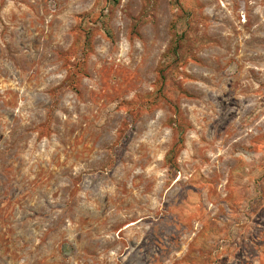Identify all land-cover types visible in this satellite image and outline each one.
<instances>
[{"label": "rangeland", "instance_id": "obj_1", "mask_svg": "<svg viewBox=\"0 0 264 264\" xmlns=\"http://www.w3.org/2000/svg\"><path fill=\"white\" fill-rule=\"evenodd\" d=\"M0 264H264V0H0Z\"/></svg>", "mask_w": 264, "mask_h": 264}]
</instances>
